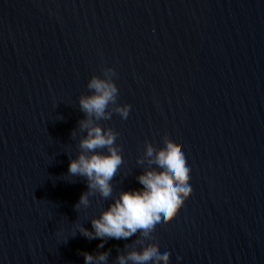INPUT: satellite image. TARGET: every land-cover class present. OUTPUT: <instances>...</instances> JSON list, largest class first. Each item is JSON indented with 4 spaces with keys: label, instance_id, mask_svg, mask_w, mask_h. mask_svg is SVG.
<instances>
[{
    "label": "water",
    "instance_id": "obj_1",
    "mask_svg": "<svg viewBox=\"0 0 264 264\" xmlns=\"http://www.w3.org/2000/svg\"><path fill=\"white\" fill-rule=\"evenodd\" d=\"M93 77L118 88L107 118L80 108ZM87 119L122 157L107 198L68 173ZM165 137L191 196L154 239L98 247L80 228L142 187ZM146 247L169 264H264V0H0V264H118Z\"/></svg>",
    "mask_w": 264,
    "mask_h": 264
},
{
    "label": "clouds",
    "instance_id": "obj_2",
    "mask_svg": "<svg viewBox=\"0 0 264 264\" xmlns=\"http://www.w3.org/2000/svg\"><path fill=\"white\" fill-rule=\"evenodd\" d=\"M92 94L81 97V110L89 117L107 118L108 106L115 102L118 88L111 80L93 77L88 83ZM131 105L117 108L122 118H127ZM86 135L80 140L81 154L68 164L72 176L87 178L88 188L96 190L107 198L112 193L111 179L122 164V157L113 147L116 135L93 125L91 119L81 122ZM107 149V154L96 151ZM146 156L154 169L146 170L136 177L140 189L123 191L114 199L99 218L91 221L92 230L80 228L82 235L89 239L100 238L98 247H103V238L126 239L139 232L140 237L154 239L162 228L170 223L180 212L192 193L190 184L191 169L185 153L167 137L159 149L147 146ZM88 194H81L75 207L88 204ZM106 253L93 257L84 253L85 264L103 262ZM118 264H169L170 254L160 253L146 247L142 251H131L126 256L117 257ZM180 258H177L179 264Z\"/></svg>",
    "mask_w": 264,
    "mask_h": 264
}]
</instances>
